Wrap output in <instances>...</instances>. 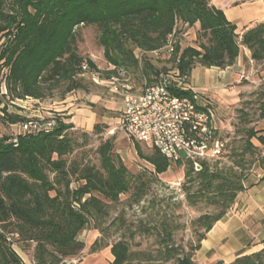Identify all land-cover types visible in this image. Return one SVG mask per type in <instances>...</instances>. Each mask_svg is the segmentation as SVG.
I'll use <instances>...</instances> for the list:
<instances>
[{
  "label": "trees",
  "instance_id": "trees-1",
  "mask_svg": "<svg viewBox=\"0 0 264 264\" xmlns=\"http://www.w3.org/2000/svg\"><path fill=\"white\" fill-rule=\"evenodd\" d=\"M82 27L98 30L97 44L108 66L104 77L123 70L129 76L138 74L147 86L159 74L149 55L163 57L171 68L187 75L196 66L229 69L241 47L251 52L252 61L264 62V22L240 35L210 0H0V70H5L6 96L14 101L41 100L60 82L69 85L66 93L82 89L81 65L86 63L97 71L89 58L77 52V32ZM191 28L197 33L196 48L179 52L176 45L175 52L168 55L165 46L169 38L179 41ZM148 70L155 78H149ZM175 94L193 99L186 84ZM258 112L263 119L264 93ZM238 113L241 122L252 123L243 110ZM51 116L57 120L51 131L19 133L16 145L10 142L12 136L0 138V264H25L15 245L31 250L34 264H70L68 260L84 248L80 233L90 225L103 233L110 208L120 196L130 193L135 204L146 196V182L141 174H130L114 151L113 136L101 140L92 152L87 149L88 132H71L73 125L64 123L66 118L58 113ZM19 121L23 117L15 114H7L5 119L10 125ZM102 133L95 124L92 135ZM242 139L230 150V167L222 166L224 151L216 162H203L200 171H194L188 160L174 163L185 167L183 191L188 205H202L212 212L194 221L202 233L188 252L175 246L166 220H160L155 228L141 224L138 232L155 235L161 246L157 261L195 264L192 258L205 234L244 190L250 170L244 173L248 168L243 158L258 155L264 162V130L248 127ZM134 150L156 175L171 166L154 148L144 155L136 142ZM110 252L113 260L109 264H128L132 259L126 240L113 243ZM230 264H264V247Z\"/></svg>",
  "mask_w": 264,
  "mask_h": 264
},
{
  "label": "rangeland",
  "instance_id": "rangeland-1",
  "mask_svg": "<svg viewBox=\"0 0 264 264\" xmlns=\"http://www.w3.org/2000/svg\"><path fill=\"white\" fill-rule=\"evenodd\" d=\"M254 1L257 0H248L243 3ZM261 1L264 2V0ZM241 3L242 0H239L236 4ZM97 37L98 30L94 27H82L78 29L77 52L79 55L89 58L103 75L108 66L103 58L102 50L97 44ZM148 59L159 73L171 68V65L163 57L158 59L155 56L149 55ZM252 66L253 70L242 78L240 90L237 89L227 99L218 101V106H210L216 125L215 136L224 143L225 157H223L221 163L226 168L232 164V160L230 161L229 158L231 148L238 146L239 142L243 140V130L248 127H253L255 130L264 129V121H260L258 112L259 98L264 93V62L256 63L253 61ZM148 72L150 79L155 78L151 71L148 70ZM80 76L79 82L82 85V89L73 91L74 94L75 91H78L82 95L78 103L90 106L93 111L98 113L97 117H100L99 114L104 115L110 122V125L100 122L96 123L103 130L101 135H92L93 130L87 133L91 136L87 149L93 152L101 140L112 137L108 134V131L116 128L117 125L113 121L118 112H115L113 109L105 110L99 105L91 104L92 97L99 95L104 100L107 99L109 101H118V99H116L109 89L96 86L88 78H82L83 75ZM130 79L134 90L138 93L147 86V82L136 73H130ZM68 86L65 82L54 84V87H51L46 96L40 100L43 103V107L45 109L59 107L60 103L71 95L69 93H72L65 92ZM236 97H238V100H236ZM12 101L19 106L17 101ZM15 109L17 107L13 110ZM239 110H243L248 115L247 120L252 122L250 125L240 121ZM36 112L34 114H37ZM50 115H52L50 111L44 114V116ZM62 117L66 118L65 116ZM65 121L67 122L66 119ZM71 132L81 134L86 131L73 127ZM113 137L115 140L114 151L126 165L130 174L133 176L141 174L142 180L146 182V196L139 204L131 201L130 193L120 196L119 201L110 208V218L103 226L104 232L100 233L92 225L85 228L79 235V240L83 242L84 248L77 257L68 260V263L109 264L113 260L110 252L111 245L122 239L129 243L132 252V259L128 264H171L157 261L158 251L161 249V246L157 243L155 235H144L138 232L141 224L148 228H155L158 226L160 220H166L171 227L175 246L184 252H188L192 246L197 244L198 236L202 233L194 225V221L200 215L206 212L211 213L212 211L202 205L195 207L188 205L183 191V184L185 182V167L183 165L178 166L171 163L167 172L156 175L154 168L137 156L134 150L136 142L122 137L118 131H115ZM252 142L257 144L255 140H252ZM139 147L144 155H149L152 151V148L144 143H139ZM238 153H241V150ZM243 160L245 168H248L244 171L247 174L257 162L261 161V158L258 155L251 159L245 156ZM249 161L252 163H249ZM14 248L25 264H34L31 250H23L17 245Z\"/></svg>",
  "mask_w": 264,
  "mask_h": 264
},
{
  "label": "crops",
  "instance_id": "crops-1",
  "mask_svg": "<svg viewBox=\"0 0 264 264\" xmlns=\"http://www.w3.org/2000/svg\"><path fill=\"white\" fill-rule=\"evenodd\" d=\"M238 1L210 0L212 5L223 11L229 22L236 25V32L242 35L246 29L264 22V2L257 0L251 3L236 4ZM196 40V30L191 28L183 37L180 52L187 47L196 48ZM252 65L251 52L245 47H241L232 67L226 70H218L217 68L196 66L188 75L186 86L197 94L201 103L211 109L210 106H218V101L225 100L237 89L240 90L241 80L253 70ZM69 94L71 95L66 97L59 107L56 106L55 108L45 109L40 100H21L13 114L19 117H32L39 114L44 115L45 112L50 111L65 116L67 123L86 132L92 131L94 125L99 122L110 125L106 116L99 114L100 117H97L98 113L93 111L90 106L78 103V100L82 98L78 91H75V94L73 91ZM115 97L118 101L104 100L101 96L96 95L92 97L91 104L99 105L105 110L113 109L118 112L113 121L117 125L123 105L121 99L117 95ZM260 121H264V118ZM19 133L16 124L7 126L0 122V138L11 137ZM119 134L126 138L123 133L119 132ZM262 156H264V147ZM263 247L264 162L260 161L252 167L245 180L244 190L237 195L232 207L205 234L200 243V248L194 253L192 260L195 264H215L218 261L230 264L236 258L259 251Z\"/></svg>",
  "mask_w": 264,
  "mask_h": 264
},
{
  "label": "built area",
  "instance_id": "built-area-1",
  "mask_svg": "<svg viewBox=\"0 0 264 264\" xmlns=\"http://www.w3.org/2000/svg\"><path fill=\"white\" fill-rule=\"evenodd\" d=\"M182 40L169 38L165 46L166 53L179 52ZM82 75L89 77L96 86L107 87L117 95L123 105L117 126L109 130L121 132L133 142L144 143L157 150L171 163L188 160L194 171H200L202 163L211 164L221 159L224 143L215 136L214 116L211 109L199 101L193 92V99L179 97L175 91L188 81V75L182 74L176 67L160 72L152 85L144 87L139 93L134 90L128 73L118 70L104 77L98 70L90 69L88 64L81 65ZM5 70L0 71V122L5 125L7 114L15 113L18 105L6 96L4 86ZM26 98L25 100H30ZM19 102V101H17ZM23 121L16 123L20 133L35 134L39 131H51L57 120L54 116H22ZM67 123L66 121H63ZM17 144V136L10 140Z\"/></svg>",
  "mask_w": 264,
  "mask_h": 264
}]
</instances>
